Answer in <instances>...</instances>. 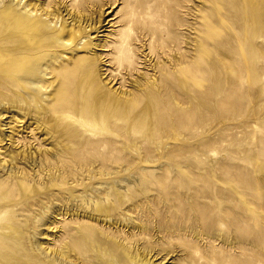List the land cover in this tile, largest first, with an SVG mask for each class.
Masks as SVG:
<instances>
[{"label": "rangeland", "instance_id": "1", "mask_svg": "<svg viewBox=\"0 0 264 264\" xmlns=\"http://www.w3.org/2000/svg\"><path fill=\"white\" fill-rule=\"evenodd\" d=\"M2 234L5 264H264V0H0Z\"/></svg>", "mask_w": 264, "mask_h": 264}, {"label": "bare ground", "instance_id": "2", "mask_svg": "<svg viewBox=\"0 0 264 264\" xmlns=\"http://www.w3.org/2000/svg\"><path fill=\"white\" fill-rule=\"evenodd\" d=\"M58 8V7H57ZM58 12V11H57ZM53 13V12H52ZM50 11H48L46 8H44L43 6H42V16H45L46 18H48V19H51V17L52 16H54L53 14H52ZM56 14H58V13H56ZM68 14V13H67ZM71 17H72V15H71ZM74 18V17H73ZM53 19V18H52ZM72 21H74V19L72 20ZM77 21V20H76ZM81 21V20H80ZM47 31H49V28H48V26H46L44 23H42V37H44V35L47 33ZM69 32H70V36H71V40H73V41H76V39H77V37H79V36H81L82 35V31L80 30V29H70L69 30ZM45 33V34H44ZM60 37V36H59ZM68 37V36H67ZM64 38V37H63ZM50 41H51V43H53V45L51 44V46H56V42H57V38H56V35L55 36H51V39H50ZM63 43V42H62ZM66 43V42H65ZM66 45V44H65ZM69 45V44H68ZM195 95V94H194ZM51 117V116H50ZM59 127V126H58ZM63 129V128H62ZM12 155V154H11ZM20 155V154H19ZM19 155H14V156H11V161L13 162V161H17V160H20L21 159V157L19 158ZM21 156V155H20ZM23 156V155H22ZM46 158V157H45ZM47 158H50V157H47ZM47 158H46V160H47ZM26 160V159H25ZM29 161V160H28ZM44 161H45V159H44ZM26 162V161H25ZM50 162V161H49ZM48 162V163H49ZM59 163V162H58ZM57 167V166H56ZM22 186V185H21ZM16 187V186H15ZM11 190V189H10ZM17 191V190H16ZM18 191H20V190H18ZM31 193V192H30ZM102 210H99L98 212H101ZM110 212V211H109ZM87 230V229H86ZM99 231H100V229H99ZM9 232V231H8ZM120 236H121V234H119ZM85 236V235H84ZM87 236V235H86ZM8 237V236H7ZM6 237V238H7ZM88 237H90L89 236V234H88ZM125 237V236H124ZM6 238H5V236H4V234H2L1 236H0V242H1V240L2 241H5L6 240ZM126 240L128 239V238H125ZM129 241V242H128ZM127 242H128V244H131L132 243V241H130V240H127ZM2 243H4V242H2ZM2 245V244H1ZM0 245V246H1ZM66 245V244H65ZM2 246H4V245H2ZM6 246H7V244H6ZM66 247V246H65ZM5 248V247H4ZM67 248V247H66ZM3 250V249H2ZM1 251V250H0ZM6 251V250H5ZM4 251V252H5ZM69 251V250H68ZM2 252V251H1ZM44 252H45V250H44ZM137 252V251H136ZM139 252V251H138ZM68 253V252H67ZM67 253H64V252H62V254H63V256H61V255H59L58 254V256H57V258L59 257L60 258V260L62 259V260H67ZM4 256L5 257H8V255L6 256V254H4ZM3 255L1 256V253H0V264H5V262H4V260H6L5 259V257H4ZM10 257H11V255H10ZM144 257V256H143ZM17 258V257H16ZM114 258V257H113ZM145 259V258H144ZM11 260V259H10ZM12 260H14V259H12ZM8 262H9V260H8ZM11 262V261H10ZM148 262H149V260H148ZM160 262V261H159ZM67 263H69V262H67ZM77 264V263H76Z\"/></svg>", "mask_w": 264, "mask_h": 264}]
</instances>
